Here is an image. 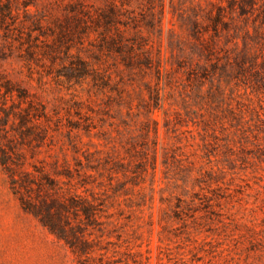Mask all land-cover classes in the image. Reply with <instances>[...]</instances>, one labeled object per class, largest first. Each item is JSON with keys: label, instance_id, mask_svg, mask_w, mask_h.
<instances>
[{"label": "rangeland", "instance_id": "1", "mask_svg": "<svg viewBox=\"0 0 264 264\" xmlns=\"http://www.w3.org/2000/svg\"><path fill=\"white\" fill-rule=\"evenodd\" d=\"M0 6V264H264V0Z\"/></svg>", "mask_w": 264, "mask_h": 264}, {"label": "trees", "instance_id": "2", "mask_svg": "<svg viewBox=\"0 0 264 264\" xmlns=\"http://www.w3.org/2000/svg\"><path fill=\"white\" fill-rule=\"evenodd\" d=\"M2 7H3V6H0V14L3 13ZM0 85H2V82H1V76H0ZM4 87H5L6 91L9 92V90L7 89V86H6L5 84H4ZM69 205H70L71 207H75V208H76V206H75V202H73V201H71ZM65 208H66V207H64V206H63V207H60V206L57 207V209H56L57 213H55V216H56V218H57L58 220H60V218L62 217V216H61V210H64ZM80 211L82 212V214H83L85 217H90V216H91V212H90L89 210L85 209V208H82ZM53 223H54V222L52 221V233H54L57 237H59V238H61V239H64V240L67 242V240H66L67 230H65V228H63V227L55 226V224H53ZM65 223H66V222H65ZM50 227H51V226H50ZM69 231L72 233L73 236H76V233H77L76 230H74V229H70ZM67 243H69V242H67ZM86 246H87L86 243H81L79 249H80L81 251H84L83 249L86 248Z\"/></svg>", "mask_w": 264, "mask_h": 264}]
</instances>
